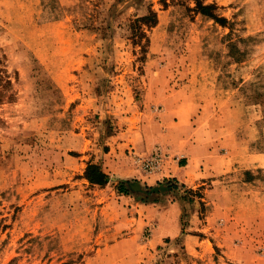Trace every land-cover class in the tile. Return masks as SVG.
Wrapping results in <instances>:
<instances>
[{
  "label": "rangeland",
  "instance_id": "1",
  "mask_svg": "<svg viewBox=\"0 0 264 264\" xmlns=\"http://www.w3.org/2000/svg\"><path fill=\"white\" fill-rule=\"evenodd\" d=\"M0 76V264H198L181 238L153 246L114 178H83L106 156L128 167L122 135L175 91L221 108L239 163L264 156V0H0ZM171 183L184 200L204 188ZM236 183L256 212L239 201V223H214L212 257L264 264V168Z\"/></svg>",
  "mask_w": 264,
  "mask_h": 264
},
{
  "label": "crops",
  "instance_id": "2",
  "mask_svg": "<svg viewBox=\"0 0 264 264\" xmlns=\"http://www.w3.org/2000/svg\"><path fill=\"white\" fill-rule=\"evenodd\" d=\"M175 93L166 97L168 100L161 113L147 115L145 123L134 125L129 134L125 132L122 135L125 142L121 146L129 152L134 150V154L140 157H147L156 149L166 154L158 172L141 173L128 157V167L126 162H116L108 156L104 158L103 166L98 165L109 179H120L116 183L117 190L121 187L124 192L119 193L132 199L141 223H156L153 246L159 245L162 238H169L170 242L181 238L186 252L200 260L198 264H227L223 258L216 261L212 257L213 244L220 243L223 237V234L212 232L213 225L239 223L236 219L241 210L239 201L247 204L248 211L245 212L248 215L255 214L253 196L257 193L242 187L250 182L236 183V171L264 168V156L248 155L254 159L250 160V167L246 161V166L239 163L236 146L229 147L231 143L236 144V139L229 140L225 133L226 121L221 108L207 100L202 103L201 99L198 101L194 97L174 99ZM123 159L126 160V157ZM128 180L145 191L171 181L184 188H204L197 191L200 195L193 200H184L181 191L170 188L169 191L153 194L151 197L154 199L148 200L129 192L121 182ZM258 218H264V212L258 214ZM181 223L191 225L183 229ZM193 223H206L199 230L204 236L188 231L194 230L191 228Z\"/></svg>",
  "mask_w": 264,
  "mask_h": 264
},
{
  "label": "trees",
  "instance_id": "3",
  "mask_svg": "<svg viewBox=\"0 0 264 264\" xmlns=\"http://www.w3.org/2000/svg\"><path fill=\"white\" fill-rule=\"evenodd\" d=\"M211 9H212V6L210 5L205 6V5H202L200 2L196 1V11L198 13H201L202 15L213 18L214 20L218 21L220 24H224V22H226L225 19H222V18H219L213 15L211 12ZM148 18H149L148 16H144L141 19H139V21H145ZM0 80H1V76H0ZM2 80H3L2 87L4 86L7 87L11 85L9 79H2ZM0 96H2V93H0ZM10 97L11 96H9L8 98ZM83 178L92 186L102 187V186H105L108 182V175L105 174L101 170V167L97 163H93V162H89L87 164L84 170ZM118 189H119V192H124L123 190H121V187H119Z\"/></svg>",
  "mask_w": 264,
  "mask_h": 264
},
{
  "label": "built area",
  "instance_id": "4",
  "mask_svg": "<svg viewBox=\"0 0 264 264\" xmlns=\"http://www.w3.org/2000/svg\"><path fill=\"white\" fill-rule=\"evenodd\" d=\"M165 153L156 149L147 157L133 156V162L141 173L152 174L160 170Z\"/></svg>",
  "mask_w": 264,
  "mask_h": 264
},
{
  "label": "water",
  "instance_id": "5",
  "mask_svg": "<svg viewBox=\"0 0 264 264\" xmlns=\"http://www.w3.org/2000/svg\"><path fill=\"white\" fill-rule=\"evenodd\" d=\"M114 181H116V183L118 181H120V179L118 178H114ZM125 186L126 189L131 192L133 195L135 196H140V198H145V197H151L153 194L155 193H159V192H163V191H169L170 189L172 190V183L171 182H166L163 185L159 186V187H155L153 189H150L148 191H145L143 189L140 188V186L135 183L134 181H121ZM176 186V190H179L180 187H177V184H174ZM170 188V189H169ZM182 192V191H181Z\"/></svg>",
  "mask_w": 264,
  "mask_h": 264
}]
</instances>
